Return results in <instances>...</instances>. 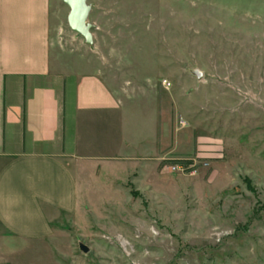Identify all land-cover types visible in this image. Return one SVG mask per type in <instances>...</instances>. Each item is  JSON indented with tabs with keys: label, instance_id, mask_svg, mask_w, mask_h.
<instances>
[{
	"label": "rangeland",
	"instance_id": "1",
	"mask_svg": "<svg viewBox=\"0 0 264 264\" xmlns=\"http://www.w3.org/2000/svg\"><path fill=\"white\" fill-rule=\"evenodd\" d=\"M87 3L91 45L52 0L55 72L97 73L123 97L161 101L169 144H186L192 129L216 148L169 154L149 189L138 172L106 173L101 190H82L78 209L58 220L56 250L28 245L21 264H264V21L227 19L237 9L221 0ZM142 103L148 119L152 104ZM180 119L187 126L171 132ZM187 158L195 174L170 170Z\"/></svg>",
	"mask_w": 264,
	"mask_h": 264
},
{
	"label": "crops",
	"instance_id": "2",
	"mask_svg": "<svg viewBox=\"0 0 264 264\" xmlns=\"http://www.w3.org/2000/svg\"><path fill=\"white\" fill-rule=\"evenodd\" d=\"M221 1L237 9L227 19L264 21V0ZM51 33L52 0H0V264H21L36 242L56 250L58 220L78 209L82 190H101L106 173L138 172L149 189L169 154L216 148L190 128L186 144H169L161 101L123 97L97 73L57 74ZM143 101L153 107L148 119ZM186 126L176 120L171 132Z\"/></svg>",
	"mask_w": 264,
	"mask_h": 264
},
{
	"label": "water",
	"instance_id": "3",
	"mask_svg": "<svg viewBox=\"0 0 264 264\" xmlns=\"http://www.w3.org/2000/svg\"><path fill=\"white\" fill-rule=\"evenodd\" d=\"M69 8L67 14V24L71 31L78 34L84 39V42L88 45L93 43V35L91 29L93 25L88 22V15L90 12V4L87 3V0H62ZM193 74L197 78L202 76L200 70H193ZM79 248L83 252L88 251V247L79 242Z\"/></svg>",
	"mask_w": 264,
	"mask_h": 264
},
{
	"label": "built area",
	"instance_id": "4",
	"mask_svg": "<svg viewBox=\"0 0 264 264\" xmlns=\"http://www.w3.org/2000/svg\"><path fill=\"white\" fill-rule=\"evenodd\" d=\"M162 83L165 86L169 85V83L165 79L162 80ZM178 123H179V125H185V121L182 120V119H180L178 121ZM184 160H188L189 162L188 163L178 162V163H176L174 165L169 166L170 170H172V171H181L182 173L187 172L189 174H195V170L192 169L193 166H194V163H193L192 159H188L187 158V159H184Z\"/></svg>",
	"mask_w": 264,
	"mask_h": 264
},
{
	"label": "trees",
	"instance_id": "5",
	"mask_svg": "<svg viewBox=\"0 0 264 264\" xmlns=\"http://www.w3.org/2000/svg\"><path fill=\"white\" fill-rule=\"evenodd\" d=\"M177 162H184V163H188V160H184V159H177Z\"/></svg>",
	"mask_w": 264,
	"mask_h": 264
}]
</instances>
